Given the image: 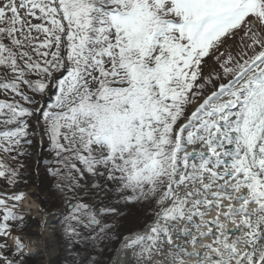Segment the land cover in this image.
<instances>
[{"label":"snow or ice","instance_id":"1","mask_svg":"<svg viewBox=\"0 0 264 264\" xmlns=\"http://www.w3.org/2000/svg\"><path fill=\"white\" fill-rule=\"evenodd\" d=\"M0 264H264V0H0Z\"/></svg>","mask_w":264,"mask_h":264}]
</instances>
